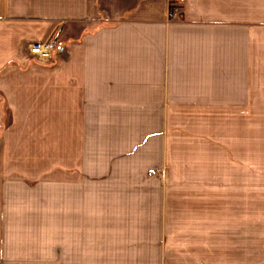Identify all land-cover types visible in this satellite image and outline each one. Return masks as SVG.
I'll list each match as a JSON object with an SVG mask.
<instances>
[{
	"label": "crops",
	"instance_id": "1",
	"mask_svg": "<svg viewBox=\"0 0 264 264\" xmlns=\"http://www.w3.org/2000/svg\"><path fill=\"white\" fill-rule=\"evenodd\" d=\"M171 1L0 0V264H254L153 182L121 198L125 143L264 102V0ZM52 35L50 62L29 53Z\"/></svg>",
	"mask_w": 264,
	"mask_h": 264
},
{
	"label": "rangeland",
	"instance_id": "2",
	"mask_svg": "<svg viewBox=\"0 0 264 264\" xmlns=\"http://www.w3.org/2000/svg\"><path fill=\"white\" fill-rule=\"evenodd\" d=\"M170 4L177 8L172 19H179L180 0ZM254 100L258 102L247 120L243 114L225 112L172 114L161 136L146 139L142 133L125 143L119 166L113 163L124 174L121 198L140 203L143 189L153 182L171 217L221 220L222 247L252 249L254 264H264V102ZM4 128L5 118L0 138ZM101 163L111 169L109 161L94 162V168L100 169ZM45 166L51 170L52 162Z\"/></svg>",
	"mask_w": 264,
	"mask_h": 264
},
{
	"label": "built area",
	"instance_id": "3",
	"mask_svg": "<svg viewBox=\"0 0 264 264\" xmlns=\"http://www.w3.org/2000/svg\"><path fill=\"white\" fill-rule=\"evenodd\" d=\"M176 11L177 8L170 7L171 18L177 16ZM58 44V38L51 36L45 41L32 42L29 45V53L42 62H50L53 59V52Z\"/></svg>",
	"mask_w": 264,
	"mask_h": 264
}]
</instances>
